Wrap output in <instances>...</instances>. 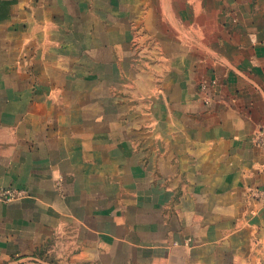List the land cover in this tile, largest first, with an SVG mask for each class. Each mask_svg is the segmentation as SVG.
Segmentation results:
<instances>
[{
	"label": "crops",
	"instance_id": "0c3cea01",
	"mask_svg": "<svg viewBox=\"0 0 264 264\" xmlns=\"http://www.w3.org/2000/svg\"><path fill=\"white\" fill-rule=\"evenodd\" d=\"M264 0H0V264H242L264 242Z\"/></svg>",
	"mask_w": 264,
	"mask_h": 264
},
{
	"label": "rangeland",
	"instance_id": "374dc122",
	"mask_svg": "<svg viewBox=\"0 0 264 264\" xmlns=\"http://www.w3.org/2000/svg\"><path fill=\"white\" fill-rule=\"evenodd\" d=\"M242 264H264V242H255V246L248 251L245 262Z\"/></svg>",
	"mask_w": 264,
	"mask_h": 264
},
{
	"label": "built area",
	"instance_id": "2783aa9c",
	"mask_svg": "<svg viewBox=\"0 0 264 264\" xmlns=\"http://www.w3.org/2000/svg\"><path fill=\"white\" fill-rule=\"evenodd\" d=\"M258 143H260L262 146H264V128H260V130L257 132L255 136ZM23 192L16 191L14 189H6L0 192V199L3 201H11L14 198L20 197Z\"/></svg>",
	"mask_w": 264,
	"mask_h": 264
}]
</instances>
